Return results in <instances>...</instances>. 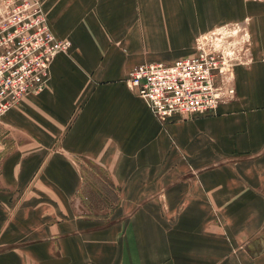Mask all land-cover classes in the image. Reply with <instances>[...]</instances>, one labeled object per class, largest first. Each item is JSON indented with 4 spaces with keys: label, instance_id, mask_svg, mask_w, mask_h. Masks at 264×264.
Returning a JSON list of instances; mask_svg holds the SVG:
<instances>
[{
    "label": "crops",
    "instance_id": "0c3cea01",
    "mask_svg": "<svg viewBox=\"0 0 264 264\" xmlns=\"http://www.w3.org/2000/svg\"><path fill=\"white\" fill-rule=\"evenodd\" d=\"M40 4L72 51L1 117L0 264H264V0ZM235 26L251 61L216 115L160 120L129 89Z\"/></svg>",
    "mask_w": 264,
    "mask_h": 264
},
{
    "label": "built area",
    "instance_id": "2783aa9c",
    "mask_svg": "<svg viewBox=\"0 0 264 264\" xmlns=\"http://www.w3.org/2000/svg\"><path fill=\"white\" fill-rule=\"evenodd\" d=\"M70 46L51 31L39 0H0V118L26 96L43 92L51 61ZM199 47L191 57L128 72L129 89L155 118L214 116L220 105L234 100L227 70L232 53Z\"/></svg>",
    "mask_w": 264,
    "mask_h": 264
},
{
    "label": "rangeland",
    "instance_id": "374dc122",
    "mask_svg": "<svg viewBox=\"0 0 264 264\" xmlns=\"http://www.w3.org/2000/svg\"><path fill=\"white\" fill-rule=\"evenodd\" d=\"M202 39L203 40H201V43L204 44V47L206 49L207 48L211 49L214 52L232 53V55H230V59L228 58L229 63H228V69L227 70H228V74H230V76L232 77L231 86L234 90L235 98H236V81H235L236 73H235V69L239 66L240 67L241 66H247L251 61L250 49L248 48L249 47V39H248L247 35L245 37V34L242 31V28L239 26H235V27H229V28L221 29L219 31H216L213 35L205 36ZM67 40H69V39H67ZM70 51H72V44H71L69 51L67 53H69ZM226 67H227V64H226ZM49 68H50V66H49ZM48 79H49V70H48ZM48 81L49 80H47V83L45 85L44 90L47 87ZM126 82H127V80H126ZM25 98L14 108L18 107L25 100ZM0 120H1V118H0ZM79 200H80V198H79Z\"/></svg>",
    "mask_w": 264,
    "mask_h": 264
}]
</instances>
